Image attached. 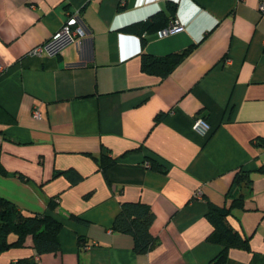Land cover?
I'll return each instance as SVG.
<instances>
[{
  "label": "crops",
  "instance_id": "0c3cea01",
  "mask_svg": "<svg viewBox=\"0 0 264 264\" xmlns=\"http://www.w3.org/2000/svg\"><path fill=\"white\" fill-rule=\"evenodd\" d=\"M262 4L0 0V149L8 171L0 173V195L63 222L60 249L36 255L38 264H207L223 248L207 239L210 203L230 206L239 169L253 183L229 220L250 247L231 248L227 264H264ZM78 9L91 35L60 54L31 53ZM159 13L185 29L158 37L157 23L140 32ZM186 49L165 77L143 68L144 54ZM198 117L205 132L194 128ZM104 154L115 159L107 169ZM124 200L147 202L156 213L158 243L147 253L112 229ZM30 244L0 252V264L34 254Z\"/></svg>",
  "mask_w": 264,
  "mask_h": 264
},
{
  "label": "trees",
  "instance_id": "16d2710c",
  "mask_svg": "<svg viewBox=\"0 0 264 264\" xmlns=\"http://www.w3.org/2000/svg\"><path fill=\"white\" fill-rule=\"evenodd\" d=\"M169 8L171 15L175 16L177 4L170 3ZM171 20L166 14L159 13L138 26L140 32H144L157 23H159L158 27L160 29ZM188 51L189 49H186L183 52L162 57L144 54L143 68L149 73L165 77L180 63ZM106 154L100 159L103 169H107L115 162V159L108 157ZM155 168L166 172V169L161 165H156ZM66 172L73 180L82 178V175L75 169H69ZM0 173H8L2 162L1 149ZM252 183L251 172L239 169L228 192V197L232 201L230 206H218L210 203L207 217L213 225V230L207 239L223 245V248L207 264H227L231 248L250 247L249 236L236 229L231 224L229 217L233 215L234 208L242 206L245 196L251 191ZM49 205L51 208L55 207L56 199H53ZM72 217L83 220L76 215ZM155 219L156 213L149 203L141 200H124L121 202V208L115 216L112 229L131 235L134 239V250L137 253H147L158 243L157 237L152 232ZM62 227L63 222L52 214L27 212L14 201L0 195V252L14 247H24L30 240V245L34 249V254L21 256L12 264H38L36 255L58 251L61 247L60 232ZM80 241L83 242L82 237H80Z\"/></svg>",
  "mask_w": 264,
  "mask_h": 264
},
{
  "label": "built area",
  "instance_id": "2783aa9c",
  "mask_svg": "<svg viewBox=\"0 0 264 264\" xmlns=\"http://www.w3.org/2000/svg\"><path fill=\"white\" fill-rule=\"evenodd\" d=\"M260 9L262 11L264 10V4L260 6ZM184 29L185 26L183 23L177 19H172L166 26L158 29L157 35L158 37H165ZM88 35H91V33L83 26L82 11L78 9L71 12L62 26L55 33H53L49 39L34 47L31 50V53L40 55L43 51H45L49 54H60L67 46ZM3 69L4 67L0 64V74ZM35 115H40L38 110L35 111ZM194 128L198 131L205 132L208 128V123L203 117H198L194 122ZM146 165L151 166L150 161H146ZM196 195L200 196L201 191L198 190Z\"/></svg>",
  "mask_w": 264,
  "mask_h": 264
}]
</instances>
